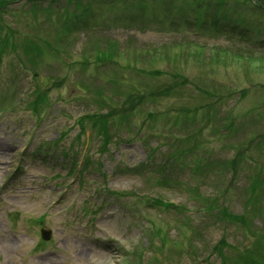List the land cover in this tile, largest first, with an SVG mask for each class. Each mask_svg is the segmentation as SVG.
I'll return each instance as SVG.
<instances>
[{
    "label": "rangeland",
    "instance_id": "rangeland-1",
    "mask_svg": "<svg viewBox=\"0 0 264 264\" xmlns=\"http://www.w3.org/2000/svg\"><path fill=\"white\" fill-rule=\"evenodd\" d=\"M251 7L242 0L7 3L0 25L34 46L58 40L62 50L46 57L51 67L24 70L14 51L0 59V95L7 98L0 97L7 110L0 116V264H231L229 258L246 244L247 264H264V212L242 211L246 204L264 205V14ZM73 14L106 27L70 31L67 21H80ZM127 14L150 26L124 25ZM173 15V21L213 15L241 23L250 28L248 42L229 34L230 28L216 34L200 23L173 26ZM184 78L188 85H180ZM82 89L83 101L72 97ZM34 90L47 97L36 114L29 108ZM157 111L169 118L151 120L148 113ZM41 140L51 152L29 146ZM27 150L33 160L53 161L42 165L24 155L20 172L19 158ZM68 159L75 161L73 174L87 168L82 184L67 173ZM166 163L168 173H181L174 165L179 163L189 176L211 180L187 175L163 183ZM41 177L47 184L30 194V183L42 184ZM223 190L226 213L244 214V230L238 223L221 225L215 203ZM115 193L121 202H104ZM147 199L179 206L186 223L157 222L151 244L140 241L137 227L121 231L119 204L135 207ZM37 217L45 218L42 225ZM42 227L52 231V239L33 251L40 254H31ZM156 232L170 234L164 247ZM223 235L231 246L217 256L213 247ZM135 244L134 258L117 252Z\"/></svg>",
    "mask_w": 264,
    "mask_h": 264
},
{
    "label": "trees",
    "instance_id": "trees-1",
    "mask_svg": "<svg viewBox=\"0 0 264 264\" xmlns=\"http://www.w3.org/2000/svg\"><path fill=\"white\" fill-rule=\"evenodd\" d=\"M237 162L234 160V162H231L230 164L231 165H235ZM255 187H256V184H255ZM255 187L253 186V191L255 190ZM220 212V211H219ZM243 216V215H242ZM221 218H223L224 220H226V219H228V220H230V221H233V220H235L236 219V217H234L233 215H230V214H224V213H222V215H220V221L222 220ZM226 218V219H225ZM215 220H218V218H216L215 217ZM239 221H240V223L242 224V225H244L245 224V219H244V217H241V218H239ZM238 221V222H239ZM244 228V227H243ZM242 256H244L243 258H242V262H243V264H247V252L245 253V252H243V254H242Z\"/></svg>",
    "mask_w": 264,
    "mask_h": 264
}]
</instances>
